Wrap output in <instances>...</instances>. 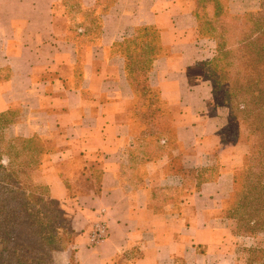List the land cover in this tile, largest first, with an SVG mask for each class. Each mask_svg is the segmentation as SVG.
<instances>
[{
	"label": "crops",
	"instance_id": "obj_1",
	"mask_svg": "<svg viewBox=\"0 0 264 264\" xmlns=\"http://www.w3.org/2000/svg\"><path fill=\"white\" fill-rule=\"evenodd\" d=\"M193 5L0 0V113L17 112L10 137L44 145V160L34 147L32 174L75 232L52 264H236L235 243L244 236L231 233L224 207L232 169L221 167L211 182L186 179L218 163L227 118V108L212 110L203 64L216 42L199 36ZM141 28L158 34L149 81L170 136H154V106L135 110L126 54L138 53ZM70 189L80 193L70 197ZM99 217L108 236L90 246Z\"/></svg>",
	"mask_w": 264,
	"mask_h": 264
},
{
	"label": "trees",
	"instance_id": "obj_2",
	"mask_svg": "<svg viewBox=\"0 0 264 264\" xmlns=\"http://www.w3.org/2000/svg\"><path fill=\"white\" fill-rule=\"evenodd\" d=\"M193 1L199 36L216 42L214 56L203 64L204 77L213 100L227 103V119L242 127L240 139L247 145L232 175L225 215L233 235L264 237V0L257 10L242 15H233L224 0ZM137 35L133 43L140 52L126 54L128 81L139 93L135 110L141 115L142 105L154 106V136H170L167 116L149 81L151 59L159 52L158 34L141 28ZM16 114L0 113V264H52V254L67 248L75 232L60 202L35 182L34 147L28 145L35 137H7ZM150 150L158 152L154 146ZM188 174L196 175L198 184L216 180L219 170L208 165ZM243 251L245 264H264V246Z\"/></svg>",
	"mask_w": 264,
	"mask_h": 264
},
{
	"label": "rangeland",
	"instance_id": "obj_3",
	"mask_svg": "<svg viewBox=\"0 0 264 264\" xmlns=\"http://www.w3.org/2000/svg\"><path fill=\"white\" fill-rule=\"evenodd\" d=\"M187 1L188 2L191 1L194 4L193 0H187ZM224 3L229 4L230 12L233 15H242L243 13L257 10L260 5V0H224ZM189 4L192 6L191 3ZM236 33L239 34L238 30H236ZM236 38L237 37H235L233 41H235ZM213 102L215 105L212 109L213 111H215L214 113H217V111L215 110L216 107L217 108L225 107L227 108L226 117L229 116L228 115L229 109H228V105L226 102L216 101V100H213ZM242 132H243L242 127L240 125H235L233 121H230V119L228 121V119L225 118V120L221 122L219 134L221 135L222 144L218 148L219 161L218 163L213 164L211 166H216L219 171L221 167L226 166V167L231 168L233 173L239 168V166L242 163L243 156L247 152V145L240 139V135H242ZM7 137L14 138V137H10L8 133H7ZM15 138H18V136H15ZM28 145L35 147L37 150H41L39 158L40 160L45 159V154L43 152L45 150V147L44 145L40 144L39 140L34 138L31 143H28ZM34 155L35 154H33L32 158L34 161H36ZM202 166H208V165H202ZM195 176L196 175L194 174H188L186 178L187 184L194 185ZM44 191L46 192L45 188H44ZM79 193L80 192L78 190L70 189L69 196L75 197ZM171 197L174 198L176 196L173 197L171 195ZM224 207L225 208L228 207L226 206V202L224 203ZM64 213H65V217L68 219L69 217L66 214L65 210H64ZM228 224L230 223L228 222ZM250 246H262L263 247L264 237L260 235L259 236L246 235L244 236V238L240 239V241L236 242L235 243L236 264H245L247 255L244 253L243 249L246 247H250Z\"/></svg>",
	"mask_w": 264,
	"mask_h": 264
},
{
	"label": "built area",
	"instance_id": "obj_4",
	"mask_svg": "<svg viewBox=\"0 0 264 264\" xmlns=\"http://www.w3.org/2000/svg\"><path fill=\"white\" fill-rule=\"evenodd\" d=\"M108 236V227L106 222L102 219V217H99L91 226L89 233H88V239H89V245L95 246L99 244L100 242L104 241Z\"/></svg>",
	"mask_w": 264,
	"mask_h": 264
}]
</instances>
